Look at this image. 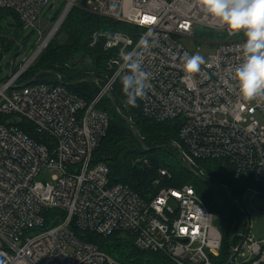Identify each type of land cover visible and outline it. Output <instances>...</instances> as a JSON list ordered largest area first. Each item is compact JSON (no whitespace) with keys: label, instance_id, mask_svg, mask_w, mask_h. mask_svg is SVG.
<instances>
[{"label":"built area","instance_id":"built-area-1","mask_svg":"<svg viewBox=\"0 0 264 264\" xmlns=\"http://www.w3.org/2000/svg\"><path fill=\"white\" fill-rule=\"evenodd\" d=\"M77 1L0 0V11L15 13L23 30L30 31L49 22L41 16L45 9L62 4L50 32L53 25L59 28ZM85 5L98 17L139 28L132 34L113 32L121 39L112 47L106 46L102 33L92 35L89 47L104 39V51L113 52L106 63L113 73L96 83L98 91L90 104L71 94L60 77L57 85L33 80L19 84L33 61L26 60L16 71L9 60L1 66L5 70L8 65L7 79L0 83V114L7 117L0 123V264H125L76 232L127 234L139 251L162 256L158 264H214L221 233L192 186L167 187L170 174L159 169L152 182L155 193L142 199L125 186L110 184L103 163H91L109 125L108 116L96 106L110 97L117 81L121 83L122 54L132 51L151 30L152 47L143 57V68L151 73L150 88L135 107L153 122L177 121L176 148L191 169L198 170L199 160L224 162L234 179L246 185L239 205L234 200L240 210L246 194L264 204V101H243L230 78L242 62L246 37L242 32L229 35L227 27L195 0H86ZM145 17L155 20L147 22ZM196 28L222 32L227 40L218 42L208 56L211 67L202 65L200 73L189 77L182 57L192 54L178 40H194ZM124 107L132 106L125 101ZM13 117L27 122L39 141L24 133ZM43 170L55 171L49 182L37 180ZM54 209L64 215L54 216L46 229L45 212ZM249 228L247 221L244 232L236 236L241 240L247 230L230 264H264V237L253 239Z\"/></svg>","mask_w":264,"mask_h":264},{"label":"trees","instance_id":"trees-1","mask_svg":"<svg viewBox=\"0 0 264 264\" xmlns=\"http://www.w3.org/2000/svg\"><path fill=\"white\" fill-rule=\"evenodd\" d=\"M62 6L60 4L55 9L52 21L57 19ZM138 31L137 27L98 17L76 6L70 10L54 38L49 41L45 49L33 61L34 63L32 62L29 69L21 75L18 83L31 81L40 72L38 78L32 81L34 84L57 85L58 77H60L62 85L71 94L86 104H90L98 91L96 83L104 81L113 73V70L109 69L106 64L113 52L104 51V39H99L95 46L89 47L92 35L96 32L132 34ZM25 33L28 32L23 30L15 13L8 10L0 11V35L10 38L0 37V62L5 58L3 63H6L12 54L20 49H27L30 37ZM15 41L18 43L16 44ZM1 71L3 70L0 69V83H4L7 75L5 73L1 76ZM110 98L113 99L119 113L113 108ZM125 101L122 84L117 81L110 97H104L96 106L108 116L109 125L105 137L92 154L91 163L93 165L103 163L109 170L110 184L125 186L142 199L155 193L152 190V182L157 177L159 169L166 170L171 175V179L165 182L167 187L192 186L213 216H219L225 220L229 231L238 228L241 214L230 198L237 201L239 205L245 184L234 179L232 170L224 162L212 160L197 161L199 168L193 171L225 190H217L199 181L185 168L179 150L175 147H167L178 143L179 124L177 121L157 123L145 119L138 108L124 107ZM6 120L7 117L0 114V123ZM18 126L28 136L39 141L40 138L34 134L27 122L20 121ZM133 128L141 137L144 146L141 145ZM143 161H146V164ZM220 191L224 193L221 192V194ZM217 197L219 200L216 199ZM63 215L64 213L60 210H47L45 228L51 227L50 222L54 216L62 217ZM75 235L96 245L100 251L121 263L158 264L159 261H163L159 254L136 249L132 238L124 233L117 232L107 237L90 233L80 236L79 232ZM224 236L221 233L220 252L214 264H227L232 250L240 242V239L236 237L228 242Z\"/></svg>","mask_w":264,"mask_h":264},{"label":"clouds","instance_id":"clouds-1","mask_svg":"<svg viewBox=\"0 0 264 264\" xmlns=\"http://www.w3.org/2000/svg\"><path fill=\"white\" fill-rule=\"evenodd\" d=\"M195 3L225 25L229 35L242 32L246 37L241 45L242 62L230 72V78L243 101H264V0H195ZM103 35L107 38V47L121 39L118 33L105 32ZM152 40L154 33L149 30L132 51L121 56L120 68L124 70L121 84L127 106L135 107L137 99H143L150 88L151 73L143 68V57L150 52ZM182 60L183 70L189 77L200 73L201 66L207 65L199 53L191 56L185 53Z\"/></svg>","mask_w":264,"mask_h":264},{"label":"rangeland","instance_id":"rangeland-1","mask_svg":"<svg viewBox=\"0 0 264 264\" xmlns=\"http://www.w3.org/2000/svg\"><path fill=\"white\" fill-rule=\"evenodd\" d=\"M85 2H86V0H78L77 1V6L81 7V8H84L86 6ZM55 9L56 8H53L51 11H47L45 9L41 13V16L44 18V20H46V21L49 20L48 23L39 24L38 26H36L34 31H26L28 33H25V35L29 34L30 43L27 46V49H21V53L14 60H12V61L9 60V64H10L11 67H13V68L15 67V69H16V68H19L20 66H22L23 62L28 60V58L36 50V48L39 46V43L41 42V40L49 32V30L51 28V24L54 22V21H52V16H53V12L55 11ZM56 32L54 33V35L56 34ZM54 35L51 37V39L49 41H51L54 38ZM193 39L194 40L181 38L178 41L192 55H194L196 53H199L202 56H204L205 60L207 61L208 56H210V55L215 53V51H216V49L218 47L217 43L221 42V41H224V40H227V36L225 34H223L222 32L211 30V29H208V28H196L194 30V32H193ZM201 41H203V42H201ZM205 42H207V43H205ZM4 59L5 58H3L1 60V62H0V69H1L2 63L5 61ZM32 64H30V66ZM29 67L25 70V72L29 69ZM4 69L5 70L1 71V73H2L1 76H3V74L7 73V70H8V65L7 64L4 65ZM12 119L16 123L21 121V119L19 117H13ZM197 166L199 168V165H197ZM53 175H55V171H53V170H43L39 174L37 180L42 182V183L49 182ZM221 192L222 191H220V193ZM222 193H224V192H222ZM216 199L219 200V197H217ZM244 199H246V201L244 202L243 206H241L242 210L240 212L241 215H240V218H239L240 225H239L238 228H234L233 231L232 230H230V231L228 230L229 227L227 226V223L225 222V220H223L219 216H215L214 215V218H213L214 227L220 233L225 235L224 238L228 242L232 241V239L234 237L239 236L240 234H242V232H244V230L246 229V226H247V221H248L249 227H250L249 228V236L253 237V239H255V240H258V239H261V238L264 237V213L262 212V210H264V204L261 202L262 199L259 198V197H254L252 199V195L251 194H246L244 196ZM201 201L204 203V205H206V203L203 201L202 198H201ZM252 201L254 203V206L251 205Z\"/></svg>","mask_w":264,"mask_h":264},{"label":"water","instance_id":"water-1","mask_svg":"<svg viewBox=\"0 0 264 264\" xmlns=\"http://www.w3.org/2000/svg\"><path fill=\"white\" fill-rule=\"evenodd\" d=\"M0 37H1V38H5V39H10V38L7 37V36H2V35H0ZM15 42H16V41H15ZM17 43H18V42H16V44H17ZM20 53H21V49L18 50L17 52H15L14 54H12V55L9 57L8 60H10V61L14 60V59H15ZM40 74H41V72H40L39 74H37L32 80H35L36 78H38V76H39ZM110 99H111V102H112L113 108L116 110L117 107H116V105L114 104L113 99H112V98H110ZM124 119H125L128 123H130L129 120H127L126 118H124ZM133 130H134V132H135V134H136L138 140L140 141L141 145L144 146V145H143V141H142L141 137L139 136V134L137 133V131H135L134 128H133ZM167 147H175V145H174V144H170V145L167 146ZM182 162H183L185 168H186L188 171H190V166H189V164L187 163V161L185 160L184 157L182 158ZM196 178H197L199 181H201L202 183L206 184L207 186H210V187L215 188V189L223 190L222 187H219V186H217V185L212 184L211 182L207 181L206 179H204V178L201 177V176H196ZM230 200H231L232 204H233L234 206H236V208H238L237 205H236V203L234 202V200H233L232 198H230ZM238 209H239V208H238ZM246 233H247V230L245 231L244 237H245ZM244 237L240 240V242L237 244V246L232 250V252H231V254H230V258H229L227 264H230V262L232 261L233 257L235 256L236 252L239 250V248H240L241 245L243 244V242H244Z\"/></svg>","mask_w":264,"mask_h":264},{"label":"bare ground","instance_id":"bare-ground-1","mask_svg":"<svg viewBox=\"0 0 264 264\" xmlns=\"http://www.w3.org/2000/svg\"><path fill=\"white\" fill-rule=\"evenodd\" d=\"M52 25V24H51ZM54 26V25H53ZM52 26V28H53V31H50L47 35H46V37L43 39V41L39 44V46L36 48V50L32 53V55L29 57V59L26 61V63L27 62H32V61H34L36 58H37V56L41 53V51L44 49V47L48 44V42H49V40L51 39V37L54 35V33L59 29L58 27H53ZM60 27V26H59ZM33 31H34V29H32ZM62 84V83H61ZM175 145V148H176V144H174ZM183 157H181V159H182ZM190 173H192L195 177L196 176H199L197 173H195L194 171H193V169H191V167H190V171H189ZM253 187H255V188H258V189H261V190H263V187H261V186H259V185H252ZM245 187H246V185H245ZM244 187V188H245ZM218 190V189H217ZM223 190H225L224 188H223ZM200 199V198H199ZM239 210V212H241V210L240 209H238ZM244 212V211H243Z\"/></svg>","mask_w":264,"mask_h":264},{"label":"snow or ice","instance_id":"snow-or-ice-1","mask_svg":"<svg viewBox=\"0 0 264 264\" xmlns=\"http://www.w3.org/2000/svg\"><path fill=\"white\" fill-rule=\"evenodd\" d=\"M145 20L147 22H154L155 18L154 17H145Z\"/></svg>","mask_w":264,"mask_h":264}]
</instances>
